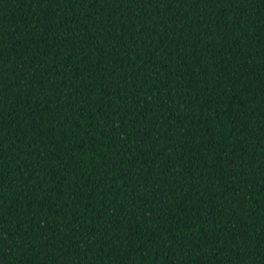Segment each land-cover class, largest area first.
Masks as SVG:
<instances>
[{
  "label": "trees",
  "instance_id": "trees-1",
  "mask_svg": "<svg viewBox=\"0 0 264 264\" xmlns=\"http://www.w3.org/2000/svg\"><path fill=\"white\" fill-rule=\"evenodd\" d=\"M0 264H264V0H0Z\"/></svg>",
  "mask_w": 264,
  "mask_h": 264
}]
</instances>
